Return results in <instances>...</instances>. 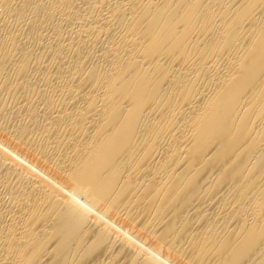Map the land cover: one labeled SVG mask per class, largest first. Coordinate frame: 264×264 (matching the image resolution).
I'll return each instance as SVG.
<instances>
[{
	"label": "bare ground",
	"instance_id": "1",
	"mask_svg": "<svg viewBox=\"0 0 264 264\" xmlns=\"http://www.w3.org/2000/svg\"><path fill=\"white\" fill-rule=\"evenodd\" d=\"M0 264H264V0H0Z\"/></svg>",
	"mask_w": 264,
	"mask_h": 264
}]
</instances>
